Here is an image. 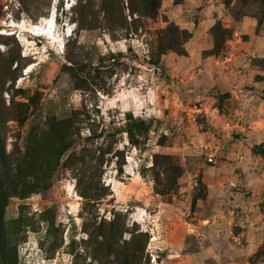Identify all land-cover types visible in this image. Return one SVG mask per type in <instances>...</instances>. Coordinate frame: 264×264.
I'll use <instances>...</instances> for the list:
<instances>
[{
  "label": "rangeland",
  "instance_id": "374dc122",
  "mask_svg": "<svg viewBox=\"0 0 264 264\" xmlns=\"http://www.w3.org/2000/svg\"><path fill=\"white\" fill-rule=\"evenodd\" d=\"M229 1L0 0V264H264V0Z\"/></svg>",
  "mask_w": 264,
  "mask_h": 264
},
{
  "label": "trees",
  "instance_id": "16d2710c",
  "mask_svg": "<svg viewBox=\"0 0 264 264\" xmlns=\"http://www.w3.org/2000/svg\"><path fill=\"white\" fill-rule=\"evenodd\" d=\"M229 2H230L229 0H225V3H227V4H228ZM256 148H258V149H259V147H258V146H255V149H256ZM259 151H260V152H262V153H264V150H263V148H260V149H259ZM0 212H1V213L3 212V207H2V208H0ZM1 226H2V216H1V214H0V228H1ZM103 238H106V239H107V237H106L105 235L103 236ZM103 238H102V240H103ZM108 239H110V237H108Z\"/></svg>",
  "mask_w": 264,
  "mask_h": 264
},
{
  "label": "bare ground",
  "instance_id": "6f19581e",
  "mask_svg": "<svg viewBox=\"0 0 264 264\" xmlns=\"http://www.w3.org/2000/svg\"><path fill=\"white\" fill-rule=\"evenodd\" d=\"M52 23V22H51ZM71 30V29H70ZM70 34V33H69Z\"/></svg>",
  "mask_w": 264,
  "mask_h": 264
}]
</instances>
